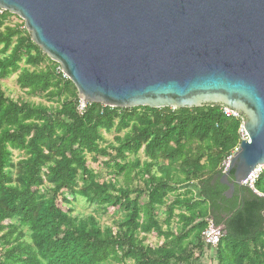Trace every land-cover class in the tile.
Instances as JSON below:
<instances>
[{
    "label": "trees",
    "instance_id": "obj_1",
    "mask_svg": "<svg viewBox=\"0 0 264 264\" xmlns=\"http://www.w3.org/2000/svg\"><path fill=\"white\" fill-rule=\"evenodd\" d=\"M9 15L0 14V82L15 75L31 100L7 97L0 83V264H105L110 258L116 264H196L206 218L223 227L217 246H206L211 264H264V171L254 184L257 193L235 186L227 198L219 181L222 161L240 142L242 115L226 116L220 105L91 102L78 113L74 85L23 24H6ZM101 131L114 133L116 144L101 146ZM15 151L22 154L16 161ZM139 151L143 160L127 161ZM86 154L113 159L117 175L129 178L133 170L143 188L98 182ZM77 197L104 212L122 209L118 229H101L93 215H71ZM158 207H164L162 220ZM147 237L162 242L145 243Z\"/></svg>",
    "mask_w": 264,
    "mask_h": 264
},
{
    "label": "water",
    "instance_id": "obj_2",
    "mask_svg": "<svg viewBox=\"0 0 264 264\" xmlns=\"http://www.w3.org/2000/svg\"><path fill=\"white\" fill-rule=\"evenodd\" d=\"M0 9L23 20L85 102L242 115L246 138L219 178L225 197L264 164V0H0Z\"/></svg>",
    "mask_w": 264,
    "mask_h": 264
},
{
    "label": "rangeland",
    "instance_id": "obj_3",
    "mask_svg": "<svg viewBox=\"0 0 264 264\" xmlns=\"http://www.w3.org/2000/svg\"><path fill=\"white\" fill-rule=\"evenodd\" d=\"M6 24L7 25H13V24H18L22 25L23 20H21L18 16L16 15H9L7 16L6 19ZM1 83L2 90L4 91L5 95L11 99H22L24 101H30L31 98L27 96L24 91L19 89L17 85L15 84V75H12L5 80H3ZM34 100V98H32ZM123 132L120 133L122 135ZM102 135V141L100 142L101 146H105L106 144H116L113 142V135L114 133H108L101 131ZM111 152L112 155H114V151H109ZM86 159L87 163L89 165V168L92 170L93 174L95 175V179L98 182H105V183H112L114 184L115 187H120V188H126L129 190H140L142 187V179L140 177H135L134 176V171L132 170L130 172L129 178L126 177L123 173H119V175L116 174V168L113 163V159H109V157L105 156H95L93 154H86ZM20 157H22V154L18 151L13 152V159L14 161L18 160ZM135 158H138L139 160H143V153L142 151H139L136 156H129L127 158V161L133 162ZM79 185L81 184V178L78 177ZM131 197L134 196L133 193L130 195ZM70 198V195H68ZM71 199V198H70ZM145 201V197L141 195L140 197V202L143 203ZM72 208V213L71 215L77 216V217H85L88 215H93L95 216L99 226L101 229H104L106 227L111 228L112 230H117L119 224L123 221L124 218V211L122 209H117L110 207L107 209L105 212L103 211V207L99 206L97 204H93L89 201H87L84 198L77 197L75 201L70 205ZM164 207H158V216L159 220H162L164 218L163 212ZM171 228L175 229L179 228V225L175 223V220L171 221ZM164 228V226L162 227ZM165 229V228H164ZM139 238L144 236L143 234L138 233L137 235ZM189 239L194 243L193 237H189ZM188 239V240H189ZM161 239H157L154 237H147L145 243H151V244H158L161 243ZM187 242V240L185 241ZM203 250H202V256L196 264H211V258H210V250L203 244ZM196 255V254H195ZM105 264H116L112 258H110ZM125 264H132L130 261H125Z\"/></svg>",
    "mask_w": 264,
    "mask_h": 264
},
{
    "label": "built area",
    "instance_id": "obj_4",
    "mask_svg": "<svg viewBox=\"0 0 264 264\" xmlns=\"http://www.w3.org/2000/svg\"><path fill=\"white\" fill-rule=\"evenodd\" d=\"M3 11H5V10L0 9V14ZM59 71L62 73L60 68H59ZM62 75L64 77H66L63 73H62ZM89 104H90V102H85L79 98V101H78L77 106H76L77 112L82 113ZM223 113L226 116H237V113L235 111L228 109L226 107L223 108ZM238 133L240 136V140L243 138H246V133L243 130L242 125H240V128L238 129ZM237 146L233 148V150L231 151V154L234 152V150L237 148ZM229 156L226 159H224L221 163L222 171L225 169V167L227 165V160H228ZM263 171H264V164L256 165L252 169V171H250L247 178L244 180L243 184L245 186L249 187L250 189H252L253 192L257 193L256 189L254 188V184H255L256 180L258 179L260 173ZM205 221H206V226L200 234L201 241L203 244H205V246H208L209 248H215L217 246L220 238L223 235V227L221 225H215L213 223L212 219H210V218H206Z\"/></svg>",
    "mask_w": 264,
    "mask_h": 264
}]
</instances>
